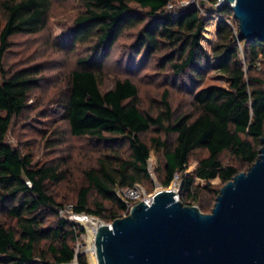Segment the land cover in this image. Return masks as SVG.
Wrapping results in <instances>:
<instances>
[{
  "label": "trees",
  "instance_id": "1",
  "mask_svg": "<svg viewBox=\"0 0 264 264\" xmlns=\"http://www.w3.org/2000/svg\"><path fill=\"white\" fill-rule=\"evenodd\" d=\"M170 1L78 0L82 10L68 38L71 45L89 47V55L78 59L67 76L62 117L70 135L92 141L98 155L83 171L69 206L75 215L99 217L107 224L122 218L126 205L116 191L151 181L152 151L162 158L156 170L162 188H171L174 176L187 170L193 153L205 154L190 176H182L179 201L187 206L201 203L196 180L207 183L206 192L215 203L221 187L246 172L259 155L264 138L263 44L238 41V28L231 29L224 21L233 15L224 5L215 11L221 20L209 57L200 43L208 19L194 7L169 11ZM209 1L212 6L218 3ZM50 9L51 0H0V264H69L75 258L86 264L84 255L74 252L84 230L60 218L65 206L51 190L66 180L64 164H35L29 155L5 143L13 117L27 108L42 73L38 66L4 71L10 38L44 30ZM137 29V54L143 51V59L160 56L162 67L186 77L189 111L174 113L168 90L160 97L157 114L142 111L138 88L126 78L102 88L105 52L123 34ZM207 32L204 40H209ZM215 70L227 77L228 88H201L205 75ZM151 130L166 139L152 136L149 146L140 136ZM224 156L236 165L224 163ZM216 179L219 186L209 184ZM200 210L209 214L212 208Z\"/></svg>",
  "mask_w": 264,
  "mask_h": 264
},
{
  "label": "rangeland",
  "instance_id": "2",
  "mask_svg": "<svg viewBox=\"0 0 264 264\" xmlns=\"http://www.w3.org/2000/svg\"><path fill=\"white\" fill-rule=\"evenodd\" d=\"M209 0H171L169 11H182L187 8H196L208 19L202 33L201 46L210 57L211 46L216 41V28L221 20L215 11L220 7V0L212 6ZM78 0H51L49 18L44 30L31 35H15L10 38V48L3 59V69L11 72L23 67L38 66L41 69L39 88L31 94L27 108L13 117L9 130L5 137V143L22 154L29 155L33 163L42 165L45 163L62 162L68 170L67 178L57 186H51V190L58 203L65 208L59 211L60 218L67 220L84 230L79 241L75 244L74 252L78 256L83 254L86 264H92V256L89 257V248L93 245L92 231L103 221L99 217L85 214L75 215L71 213L69 206L75 200V193L81 183L82 173L93 165L98 155L96 145L86 138H75L70 135L65 120L62 117L64 105L67 100V76L76 69V61L89 55V47L71 45L69 32L74 25V20L81 12ZM134 11L140 12L137 8ZM143 16V15H142ZM231 28H238L233 19H224ZM207 38L204 40V34ZM139 29L123 34L117 42L105 52L102 61V88L108 89L116 79H129L138 88L137 105L142 111L157 114L162 93L169 91L168 102L174 113L180 114L190 110L189 97L184 92V86L188 84L186 77L174 76L167 67L161 66L160 56H150L147 59L143 51L135 52L136 39ZM242 50V45H239ZM132 63V66L128 67ZM216 64V61H212ZM262 66V64H261ZM258 67V65H257ZM262 68V67H261ZM185 84V85H183ZM217 86L228 88V80L220 70L209 72L205 75L201 88ZM159 136L165 140L163 133H155L152 130L142 134L140 139L150 146L149 139ZM205 156L202 152H195L189 160V167L183 174H177L171 188L176 190L178 200L182 198V176H190L195 168L196 161ZM224 163L235 162L228 156L222 157ZM162 164L160 154L154 151L150 153L148 160V172L151 181L140 186L143 194L152 197L162 187L158 184L156 170ZM239 169H244L240 168ZM245 170V169H244ZM245 172V171H244ZM212 186H219V180L209 182ZM195 185L200 189L201 203L195 204L199 210L202 206L213 208L214 201L206 192L207 183L196 180ZM119 191L116 194L119 196ZM201 211V210H200ZM84 220V221H82ZM69 264H78L76 258Z\"/></svg>",
  "mask_w": 264,
  "mask_h": 264
},
{
  "label": "water",
  "instance_id": "3",
  "mask_svg": "<svg viewBox=\"0 0 264 264\" xmlns=\"http://www.w3.org/2000/svg\"><path fill=\"white\" fill-rule=\"evenodd\" d=\"M237 40L264 46V0H220ZM255 163L224 184L209 214L161 188L150 205L95 228L97 264H264V138Z\"/></svg>",
  "mask_w": 264,
  "mask_h": 264
},
{
  "label": "built area",
  "instance_id": "4",
  "mask_svg": "<svg viewBox=\"0 0 264 264\" xmlns=\"http://www.w3.org/2000/svg\"><path fill=\"white\" fill-rule=\"evenodd\" d=\"M170 7V4L168 5ZM177 175V174H176ZM174 176V178L176 177ZM174 183V180H173ZM173 190V189H172ZM176 193L177 191L174 190ZM120 199L125 203L126 205V212L123 216H126L129 214L130 209L138 204L139 202H144L146 205H150L152 202V197H147L143 194L142 189L138 185H134L131 188L121 189L119 191ZM176 200H178V196L175 197Z\"/></svg>",
  "mask_w": 264,
  "mask_h": 264
},
{
  "label": "bare ground",
  "instance_id": "5",
  "mask_svg": "<svg viewBox=\"0 0 264 264\" xmlns=\"http://www.w3.org/2000/svg\"><path fill=\"white\" fill-rule=\"evenodd\" d=\"M84 221V220H82ZM94 233H95V229L92 231V235H91V238L90 239H93L94 238ZM89 251H90V256H92V260H93V263L92 264H97V260H96V256H95V252H94V247L93 245L89 248Z\"/></svg>",
  "mask_w": 264,
  "mask_h": 264
}]
</instances>
